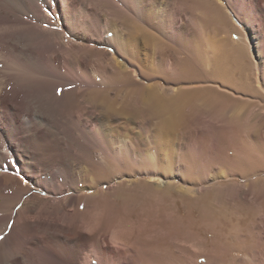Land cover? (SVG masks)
Returning a JSON list of instances; mask_svg holds the SVG:
<instances>
[{
  "label": "bare ground",
  "instance_id": "6f19581e",
  "mask_svg": "<svg viewBox=\"0 0 264 264\" xmlns=\"http://www.w3.org/2000/svg\"><path fill=\"white\" fill-rule=\"evenodd\" d=\"M209 20L231 23L237 39L202 34ZM123 21L128 29L120 27ZM161 30L179 39L182 51H193L192 58L204 51L195 59L224 77L227 51H264V0H0V264H174L142 241L155 231L138 230L125 217L129 198L118 194L128 180L117 177L103 196L77 187L81 163L93 160L94 147L107 153L113 134L107 123L94 125V110L82 101L99 93L90 54L114 51L124 83L138 88L134 79L145 69L128 51H142V43L153 48ZM205 51H213L210 60ZM190 62L171 61L166 69L189 76ZM141 91V103L170 128L195 100L182 90L168 101L154 87ZM101 113L127 114L107 104ZM126 151L114 153L117 166H128ZM162 217L172 223L169 237L179 226L171 215Z\"/></svg>",
  "mask_w": 264,
  "mask_h": 264
},
{
  "label": "rangeland",
  "instance_id": "374dc122",
  "mask_svg": "<svg viewBox=\"0 0 264 264\" xmlns=\"http://www.w3.org/2000/svg\"><path fill=\"white\" fill-rule=\"evenodd\" d=\"M119 25L130 26L127 21ZM200 28L211 38L237 39L227 21L209 20ZM157 36L153 48L142 43V51H128V58L145 69L134 79L138 88L124 83L127 74L115 66L114 51L89 56V72L100 83L99 93L82 101L94 110V125L107 123L113 134L107 153L94 147L93 160L81 163L77 187L88 189L79 193L103 196L117 177L128 180L118 194L129 198L125 217L138 230L155 231L142 241L158 246L174 264H264V51H227L230 73L223 77L207 61L195 59L204 51H195L192 58L193 51H182L179 39H170L163 30ZM205 52L210 60L213 51ZM171 61L179 67L194 63L192 74L172 75L166 69ZM149 87L167 101L180 90L195 96L174 128L141 103V90ZM105 104L127 114L100 116ZM119 149L127 150L126 168L114 162ZM155 198L161 204L153 203ZM165 214L179 226L169 237L165 234L172 223L162 217ZM93 264L100 261L94 259Z\"/></svg>",
  "mask_w": 264,
  "mask_h": 264
}]
</instances>
